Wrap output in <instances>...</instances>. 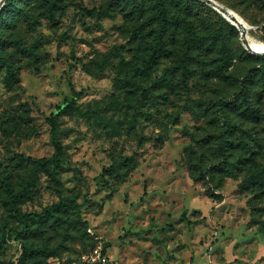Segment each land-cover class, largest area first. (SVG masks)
Instances as JSON below:
<instances>
[{
  "label": "rangeland",
  "instance_id": "1",
  "mask_svg": "<svg viewBox=\"0 0 264 264\" xmlns=\"http://www.w3.org/2000/svg\"><path fill=\"white\" fill-rule=\"evenodd\" d=\"M216 1L243 18L251 46L263 51L264 0ZM108 5L63 0L55 22L36 13L34 29L15 31L34 51L16 58L22 82L15 90L6 88L0 70V223L20 227L6 205L2 180L13 174L18 185L29 173L28 158L54 153L48 118L75 99L88 115L59 116L62 165L42 173L20 209L40 212L75 196L86 224L67 222L56 230L45 225L36 242L51 252L31 264L80 259L107 244L106 253L118 264H264L263 188L244 184L257 172L264 175V103L256 100L260 121L235 116L238 136L254 144L255 163L237 177L217 175L212 183L197 167L214 158L219 127L210 115L212 102L231 95L236 78L260 60L240 54L246 49L241 32L227 19L233 58L224 66V56L209 41L198 50L201 62L191 61L188 86L168 88L165 77L175 62L164 58L149 75L138 76L146 48L132 42V22ZM207 12L201 11V29L210 36ZM256 81L255 99L263 87ZM124 156L139 161L125 180L104 173ZM20 253L17 241L9 243L0 248V264L17 261Z\"/></svg>",
  "mask_w": 264,
  "mask_h": 264
},
{
  "label": "trees",
  "instance_id": "2",
  "mask_svg": "<svg viewBox=\"0 0 264 264\" xmlns=\"http://www.w3.org/2000/svg\"><path fill=\"white\" fill-rule=\"evenodd\" d=\"M62 2L63 0H7L0 9V70L5 71L3 82L8 90H15L22 82L21 67L17 64L16 58L19 54H31L34 51L32 45L15 36V31L22 26L34 29L39 22L38 17L55 22L58 11L63 8ZM108 2L110 8L121 12L127 21L132 22V42L146 48V56L138 68V76L149 75L151 69L162 59L170 58L175 63L166 74L165 84L168 88H174L177 84L188 86L187 82L194 70L191 61L196 59L197 63L201 62L198 50L209 41L211 43L208 45L216 47L224 56L222 58L224 66L225 62L234 56L233 47L226 33V25L231 27L233 25L202 0H108ZM203 8L209 11L207 14L211 25L210 36L205 35L201 29L200 19L206 20L205 15L201 13ZM36 13L38 17H35ZM240 54L259 59L260 62L236 78V87L231 95H220L210 106L212 108L210 115L219 127L214 135V158L205 165L198 164L197 167L202 178L211 183L215 182L217 175L237 177L247 166L257 161L254 144L247 138L238 136L239 125L235 121V116L240 114L243 120H261L262 109L259 102L264 103V55L252 54L244 47L240 49ZM135 68L137 67H133ZM258 78L262 81L263 87L255 99L252 92ZM131 83L138 85L135 80ZM72 91L76 97L82 96V91H77L74 87ZM71 111L88 115L75 99H71L58 107L57 112L48 118L54 153L50 157L28 158L26 165H29V173L18 185L14 182L13 174L2 180L7 198L6 205L20 226L16 227L9 221L0 223V248L13 241H17L20 246L19 258L9 264H31L39 260L43 252L46 254L51 252L47 246L43 247L36 242L45 225L56 230L67 222L72 225L79 223V226L81 222L86 224L81 216L82 203H79L75 196H67L44 207L40 212H22L20 209V204L32 197L42 173L48 172L52 166L62 165L65 150L60 137L62 130L59 116ZM239 149L242 152L234 155ZM138 165L139 161L135 156H124L106 167L104 173L115 174L121 180H125L130 171ZM244 182L246 187L250 185L262 187L261 196L264 195V175L261 172L255 173ZM219 186L220 182L216 187ZM109 246L105 245L103 252H107ZM73 260L78 259H68L65 262Z\"/></svg>",
  "mask_w": 264,
  "mask_h": 264
},
{
  "label": "water",
  "instance_id": "3",
  "mask_svg": "<svg viewBox=\"0 0 264 264\" xmlns=\"http://www.w3.org/2000/svg\"><path fill=\"white\" fill-rule=\"evenodd\" d=\"M7 0H0V9L2 8V6L5 4ZM204 2H206L207 4L211 5L212 7H214L216 10H218L220 13L223 14V16H225L228 20H230L233 24L236 25L238 19L235 16L234 10L225 7L224 5H222L221 3H219L216 0H202ZM240 32H241V38L242 41L246 47V49L252 53L255 54H260V55H264V50L263 51H259L254 49L250 42L249 39L247 38V31L241 30L240 27L238 26ZM250 28H252V26L250 25Z\"/></svg>",
  "mask_w": 264,
  "mask_h": 264
},
{
  "label": "built area",
  "instance_id": "4",
  "mask_svg": "<svg viewBox=\"0 0 264 264\" xmlns=\"http://www.w3.org/2000/svg\"><path fill=\"white\" fill-rule=\"evenodd\" d=\"M59 264H118L103 249L97 250L92 254L85 255L81 259L69 262H60Z\"/></svg>",
  "mask_w": 264,
  "mask_h": 264
},
{
  "label": "bare ground",
  "instance_id": "5",
  "mask_svg": "<svg viewBox=\"0 0 264 264\" xmlns=\"http://www.w3.org/2000/svg\"><path fill=\"white\" fill-rule=\"evenodd\" d=\"M235 12V11H234ZM235 16L237 17L238 21L236 23L237 27L239 26L241 30L246 31L249 27L248 25L245 23V21L243 20L242 17H240L239 15L235 14ZM260 51V50H259Z\"/></svg>",
  "mask_w": 264,
  "mask_h": 264
}]
</instances>
